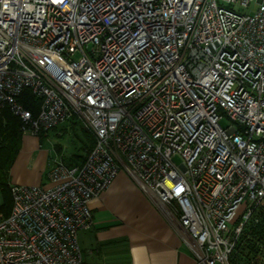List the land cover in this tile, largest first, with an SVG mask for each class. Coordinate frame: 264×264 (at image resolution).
I'll use <instances>...</instances> for the list:
<instances>
[{"label": "built area", "instance_id": "1", "mask_svg": "<svg viewBox=\"0 0 264 264\" xmlns=\"http://www.w3.org/2000/svg\"><path fill=\"white\" fill-rule=\"evenodd\" d=\"M4 109L22 134L76 120L95 144L81 163L50 161L51 186L10 184L0 264H86L78 232L121 171L197 264H236L264 209V0H0ZM245 251L264 264V242Z\"/></svg>", "mask_w": 264, "mask_h": 264}, {"label": "crops", "instance_id": "2", "mask_svg": "<svg viewBox=\"0 0 264 264\" xmlns=\"http://www.w3.org/2000/svg\"><path fill=\"white\" fill-rule=\"evenodd\" d=\"M75 124L74 121L64 123L79 127ZM79 128L77 136L83 153L68 157L70 164L81 163L85 158L88 139L83 126ZM30 138L23 135L19 162L26 159L38 163L42 174L31 180L21 173L15 176V181L51 186L54 181L47 177L49 163L38 153L37 143H29ZM90 207L93 224L78 232L86 264H197L168 210L143 191L127 172L121 171L107 189L90 201Z\"/></svg>", "mask_w": 264, "mask_h": 264}, {"label": "trees", "instance_id": "3", "mask_svg": "<svg viewBox=\"0 0 264 264\" xmlns=\"http://www.w3.org/2000/svg\"><path fill=\"white\" fill-rule=\"evenodd\" d=\"M20 101L25 107L31 109L34 114L37 113L40 100L36 98L31 90L27 89L20 97ZM87 136L86 154L95 144V139L85 128L83 130ZM21 121L9 109H4L0 112V151L8 150V155L5 159H0V185L2 186V203L0 209L4 216H8L12 205V196L9 183V167L13 163V156L21 148L20 141L22 140ZM85 154V156H86ZM83 156V157H85ZM84 160V159H83ZM264 209H261V220L257 223H251L246 228L244 234L241 236L239 244V253L235 256L234 262L236 264H245L247 247L255 248L256 244L261 241L264 242ZM244 257V258H243Z\"/></svg>", "mask_w": 264, "mask_h": 264}, {"label": "rangeland", "instance_id": "4", "mask_svg": "<svg viewBox=\"0 0 264 264\" xmlns=\"http://www.w3.org/2000/svg\"><path fill=\"white\" fill-rule=\"evenodd\" d=\"M258 7V4L255 3L250 6L251 13H253ZM77 122L76 120H71L69 122ZM229 123L227 117H223L220 120V124L226 127ZM76 126L82 127L81 123L77 122ZM74 126V125H73ZM79 127H70L64 124H61L57 128H54L48 131L45 136H35L30 133H25L23 135H29L30 141L29 143H37V147L39 149L38 153L41 154L46 161L49 163L53 159H63L67 162L68 157H70L73 153H83V149H80L82 142L78 139V132H80ZM92 135V134H91ZM93 136V135H92ZM94 137V136H93ZM23 139V136H22ZM95 139V137H94ZM26 141V140H25ZM22 144V140L20 141ZM20 151V150H19ZM19 151L17 154L13 156V163H11L9 167V183L17 184L15 181V176H20L21 173L26 176V178H30L31 180H35L37 177H40L42 172L38 171V163L34 161H27L26 159L23 163H20ZM8 155V150L4 149L0 151V159H5ZM178 162H180L179 157L175 158ZM14 175L12 179L11 176ZM26 185H39V184H26ZM2 186L0 185V195H2Z\"/></svg>", "mask_w": 264, "mask_h": 264}]
</instances>
